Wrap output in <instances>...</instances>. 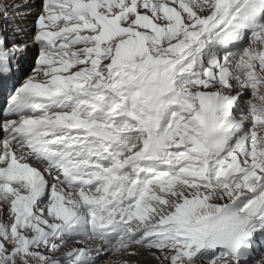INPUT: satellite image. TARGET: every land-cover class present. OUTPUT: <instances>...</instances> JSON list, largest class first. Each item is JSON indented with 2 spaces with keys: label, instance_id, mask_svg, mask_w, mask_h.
<instances>
[{
  "label": "snow or ice",
  "instance_id": "obj_1",
  "mask_svg": "<svg viewBox=\"0 0 264 264\" xmlns=\"http://www.w3.org/2000/svg\"><path fill=\"white\" fill-rule=\"evenodd\" d=\"M32 41L0 114V264L256 258L264 0H42ZM25 48L0 35V78Z\"/></svg>",
  "mask_w": 264,
  "mask_h": 264
},
{
  "label": "bare ground",
  "instance_id": "obj_2",
  "mask_svg": "<svg viewBox=\"0 0 264 264\" xmlns=\"http://www.w3.org/2000/svg\"><path fill=\"white\" fill-rule=\"evenodd\" d=\"M0 9H6L8 15L12 17V19H5L4 12L0 11V35L7 37L9 46H11L14 40L26 45L25 50L18 56V63L14 66L12 75L6 78H0V90H4V93L0 94V114H2V109L6 105L10 91L13 90L14 85L18 86L19 82H22L23 75L28 71L31 58L35 57L34 54L36 55L38 52V46L33 43L32 36L34 34L35 19L37 14L42 11V0H0ZM16 67L20 69L19 72L15 71ZM1 135L2 129H0ZM43 169L41 168L42 171ZM71 246L79 247L82 245L73 242L70 244ZM139 249L142 250L143 248ZM108 254L100 255L96 260V264H123L124 261L132 264L135 262L130 259L131 255L126 253H113L110 257L100 261L102 258L108 256ZM143 258L145 257L141 255L140 259Z\"/></svg>",
  "mask_w": 264,
  "mask_h": 264
},
{
  "label": "rangeland",
  "instance_id": "obj_3",
  "mask_svg": "<svg viewBox=\"0 0 264 264\" xmlns=\"http://www.w3.org/2000/svg\"><path fill=\"white\" fill-rule=\"evenodd\" d=\"M40 9H41V7H40ZM37 55H38V52L36 53V55L34 54L35 57ZM35 57L31 58L28 71L23 75V77L28 75L31 72V69L35 67V64H34ZM3 92H4V90H1V93H3ZM2 136H3V131H2V135L0 136V138H2ZM38 167L44 168L43 165H38ZM57 255H60V253H57ZM111 255H113V253L108 254V256H106L105 258H102L100 261L105 260L106 258L110 257ZM141 255H143L145 258L140 259ZM130 259L135 261L134 262L135 264H139V263L140 264H159L157 259H155L153 256H151L149 254V252L146 251L145 249H142V250L138 249V254L137 255H131ZM134 263H132V264H134ZM164 264H167V262L165 261ZM198 264H199V262H198ZM204 264H207V262H204ZM218 264H219V262H218ZM250 264H264V238H258L257 239L256 258L251 260Z\"/></svg>",
  "mask_w": 264,
  "mask_h": 264
}]
</instances>
